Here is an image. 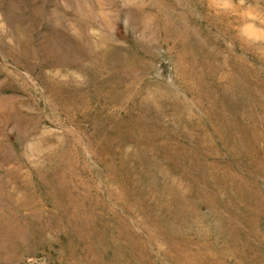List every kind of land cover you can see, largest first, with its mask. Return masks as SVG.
I'll use <instances>...</instances> for the list:
<instances>
[{"label": "rangeland", "instance_id": "rangeland-1", "mask_svg": "<svg viewBox=\"0 0 264 264\" xmlns=\"http://www.w3.org/2000/svg\"><path fill=\"white\" fill-rule=\"evenodd\" d=\"M0 264H264V0H0Z\"/></svg>", "mask_w": 264, "mask_h": 264}]
</instances>
